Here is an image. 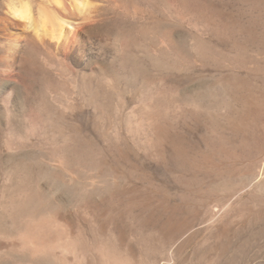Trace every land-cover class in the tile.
Returning a JSON list of instances; mask_svg holds the SVG:
<instances>
[{
	"label": "rangeland",
	"instance_id": "rangeland-1",
	"mask_svg": "<svg viewBox=\"0 0 264 264\" xmlns=\"http://www.w3.org/2000/svg\"><path fill=\"white\" fill-rule=\"evenodd\" d=\"M104 11L107 27L96 36L110 47L113 37H135L141 47L146 45L142 50L136 44L139 68L120 69L119 75L115 66L119 61L115 65L106 61L107 74L119 84L110 92L90 90L89 99L78 95L72 81L61 82L55 71L47 75L42 64L27 62L18 88L24 113H16L21 117H10L6 98L11 87L6 85L0 92V110H5L0 112V133H7L0 136V163L5 165L3 157L8 158L3 136L13 138L18 133L13 127L21 125L16 122L21 119V128L37 142V149H31L32 142L29 152H38L40 146L47 151L58 130L85 137L93 152L102 151L107 183L116 186L106 193L108 199L119 201L124 209L127 194L118 191L134 185L136 209L146 197H164L183 216L196 217L200 264H206L210 246L216 264H264V0H118ZM149 47L159 48L148 60ZM131 75L138 81L134 87L124 83L134 79ZM62 87L72 90V101H65ZM32 122L45 125L46 132L42 134L41 127L32 131ZM41 157L32 160L41 163L42 170V163L47 165L50 180L61 181L58 168ZM29 166L26 171L37 182L45 170L33 169V174ZM2 168L0 177L6 167ZM16 171L15 175L9 171L11 177L19 178ZM114 171L116 182L110 177ZM0 182L1 190L6 181L0 178ZM208 204L220 209L210 239L206 225L199 221Z\"/></svg>",
	"mask_w": 264,
	"mask_h": 264
},
{
	"label": "bare ground",
	"instance_id": "bare-ground-1",
	"mask_svg": "<svg viewBox=\"0 0 264 264\" xmlns=\"http://www.w3.org/2000/svg\"><path fill=\"white\" fill-rule=\"evenodd\" d=\"M116 1L118 0H64V3L68 5L67 9H64L61 13L64 19L58 25H54V31L39 37L23 30L19 23L6 14L4 6L0 4V92L7 87L6 85L11 87V93L6 98V103L9 105L8 111L12 113H10V117H18L20 116L18 114L24 110V107L19 103L18 88L27 62L36 61L42 64L47 70V75H51V72L55 71L61 82L72 81V86L76 87L78 95L80 94L81 97H88L90 90L100 92L108 89L109 92L110 90L113 91L119 84L117 78L115 79V77L107 74L105 70L106 61L111 62L113 65L117 63L116 61H119L115 66H117V71L122 70L123 72L126 70V72H129V68L132 70L139 65L134 57L135 55L138 57L139 54L136 52L140 53V50L137 51L136 47L142 43L138 44L135 37L125 38L124 40L113 37V42H111L113 46L110 47L107 43H102L98 39L99 35L96 36L95 34L98 33L97 31L106 29L107 16L104 9L112 6ZM40 2H50V0H40ZM180 12L178 13L180 14ZM53 15H55V11H53ZM64 25H67V27H64ZM126 34L128 33L126 32ZM125 36L127 37V35ZM136 44L138 45L136 46ZM138 47H141V45ZM142 47L146 48V45ZM158 48H147L148 60L151 57L150 55H155L158 52ZM30 53L31 57H28L27 55ZM140 70L145 69H141L140 65ZM119 71L118 74L122 72ZM135 73L138 72L135 71ZM145 78L147 79V77ZM130 79L123 82L126 85H131V87L135 86L138 82L137 79ZM144 79L141 80L144 81ZM143 83L146 84V82ZM136 86L138 87V85ZM148 86L146 84L145 87L148 88ZM63 91L65 101H72L73 99L70 100L72 97H69L72 90L69 92L66 87L61 90V92ZM54 100L57 102V98ZM62 103H64V100ZM144 107L146 106L144 105ZM6 115L7 118H5L8 119V114ZM16 122L21 124L13 127L18 133L9 139L3 136L1 143L8 158L4 159L3 157L2 161L5 165L0 163L2 167H6L1 170L3 171V173L1 172L3 177H0L6 181L0 190V264L201 263L197 261L198 243L200 242L197 239V224L196 219L194 220L196 217L183 216L180 214V209L171 206L163 199L164 197L142 198L141 207L136 209V205H133L135 199L134 185L124 186L118 191V194L121 192L127 194L126 207L123 209L118 204L119 201L106 197V193L111 188L116 189V186L107 183L109 173L107 172L106 175L105 169L101 166V150L93 152V149L87 146L88 143L86 144L87 138L82 136L78 138L69 131L63 133L58 130L57 135L53 136L52 134L53 137L50 138V142L45 141L46 138L42 139L49 142L47 144L50 145L49 149L47 151L41 150L42 146L40 148L39 143L37 146L40 149L37 152L35 146L37 142L34 143L30 139L33 135L28 136V133H25L24 129L21 128V126H24L21 123L22 119L20 122ZM31 124L34 126L31 128L32 131L37 130L35 128L43 129L45 126H40V128L36 122ZM44 129L42 134L46 130ZM46 135L45 137H47ZM115 135L112 134V136ZM116 137L120 136L117 135ZM116 141L118 142V140ZM40 142L42 143L41 140ZM31 143L35 147H32ZM29 145L32 150L36 148L35 151L29 152L30 148L27 151ZM45 147L43 146V148ZM71 148L72 150L75 148L76 153L71 152ZM25 150L27 153L23 152ZM34 155H36V158L37 155L42 156L43 160L42 157L40 159L49 165H55L58 168L56 172L61 177V181L50 180L49 174L51 171L49 172L47 165L44 166V163H42V167L47 169L43 168L44 172L39 165L41 163L32 160H36ZM12 157H16L14 158L15 161L11 160ZM25 157L27 160L30 159L36 163V165L33 166V163L29 160L26 161L29 162L30 166L26 164ZM9 159L13 162H8ZM94 161H97L96 164H93ZM6 163L12 164L9 165V170H7L8 164ZM28 166L32 171L33 169L36 172L43 171L45 174L41 175L40 173L43 177H38L37 182H33L36 176H33L35 174L33 171V179L31 178V171L30 173L29 169L26 171ZM18 169L19 178L11 177L9 171H15L12 173L15 175ZM110 177L116 182L118 175L114 171ZM118 194L115 195L119 197ZM166 196L169 198L168 195ZM215 207L208 204L202 215V220H199L206 225L208 239L211 238L215 220L220 215V209ZM209 254L208 259L205 261L206 264H216L212 246L209 247Z\"/></svg>",
	"mask_w": 264,
	"mask_h": 264
},
{
	"label": "clouds",
	"instance_id": "clouds-1",
	"mask_svg": "<svg viewBox=\"0 0 264 264\" xmlns=\"http://www.w3.org/2000/svg\"><path fill=\"white\" fill-rule=\"evenodd\" d=\"M0 4L4 6L6 14L19 23L23 30L37 37L54 31V25L64 19L61 13L68 7L64 0H0Z\"/></svg>",
	"mask_w": 264,
	"mask_h": 264
}]
</instances>
